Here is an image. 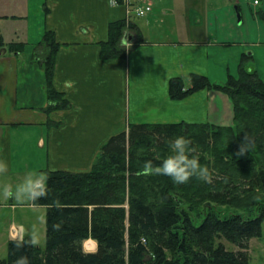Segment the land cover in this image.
<instances>
[{
	"label": "trees",
	"instance_id": "obj_1",
	"mask_svg": "<svg viewBox=\"0 0 264 264\" xmlns=\"http://www.w3.org/2000/svg\"><path fill=\"white\" fill-rule=\"evenodd\" d=\"M260 16L264 21V12ZM139 19L111 22L102 59L126 58L144 42ZM127 27L136 33L130 45ZM61 47L56 34L46 31L32 58L46 74L49 113L72 107L54 86ZM23 48L9 45L15 52ZM251 59L244 53L238 76L223 84L201 74L190 76L189 88L181 77L169 82L172 100L202 90L227 95L232 125L133 123L102 146L90 171L47 170L46 195L32 201L47 209L46 247L31 236L11 239L0 264H17L22 257L28 264H249L250 242L262 236L264 223V79L250 67ZM179 136L192 141L200 164L213 175L211 183L193 178L178 185L167 176L138 174L146 161L159 164L173 154L169 144ZM242 142L246 154L237 156ZM236 207L241 210L228 213ZM89 239L98 245L95 252L84 249ZM225 241L238 250H228Z\"/></svg>",
	"mask_w": 264,
	"mask_h": 264
},
{
	"label": "crops",
	"instance_id": "obj_2",
	"mask_svg": "<svg viewBox=\"0 0 264 264\" xmlns=\"http://www.w3.org/2000/svg\"><path fill=\"white\" fill-rule=\"evenodd\" d=\"M255 1L250 8L261 4ZM149 3L152 12L136 20L144 42L126 58L102 59L110 24L124 18L123 7L110 0H0V42L5 44L0 46V161L7 165V171L0 173V209L23 207L2 204L7 197L4 187L12 188L17 177L38 178L47 170L90 171L102 146L113 135L128 132L133 122L233 124V104L224 93L202 90L172 100L169 82L181 77L189 88L192 74L205 75L214 83L238 76L242 55L255 43L242 41L240 23L249 20L243 2ZM255 20L264 33L262 22ZM46 31L54 32L62 45L56 55L54 86L72 104L50 113L44 68L32 62ZM261 33L257 27L247 37H264ZM261 42L251 48L262 60ZM12 43H23L24 48L12 51ZM250 55L257 58L256 52ZM254 68L264 79L257 64ZM30 203L31 209L42 207ZM16 229L13 225L9 241L23 238L20 229V235L14 233ZM97 247L92 239L84 243L87 252Z\"/></svg>",
	"mask_w": 264,
	"mask_h": 264
},
{
	"label": "rangeland",
	"instance_id": "obj_3",
	"mask_svg": "<svg viewBox=\"0 0 264 264\" xmlns=\"http://www.w3.org/2000/svg\"><path fill=\"white\" fill-rule=\"evenodd\" d=\"M144 1L152 2L154 4L156 0H144ZM241 1L243 2V5L245 6L244 7L245 16H247V18H249V20H247V22L246 21L243 22V19H242V22L240 23V25H241L240 33L244 35V37L242 38V41L243 42L247 41L250 43L255 42L253 45L252 44L250 45L251 47L259 46L258 45L259 42L260 43H262L261 41L264 42V40H262V39H264V37L257 34L256 36L253 37L254 40H252L250 37L249 38L247 37L248 36L247 32H251V29L254 30L255 28L258 27V32L261 33L260 24H258V25L255 24L256 23L255 18L257 19L258 22L260 20V22H262V24L264 25V21L260 16V11L264 12V0H259V1H261V4L256 6L255 9L253 7L250 8V5L252 4L253 0H241ZM156 10H158L157 6H155L154 11H156ZM124 12H125V8H124ZM242 13H243V11H241V14ZM240 16L243 17V15H240ZM164 25H166L168 27V24H164ZM243 29H244V31H243ZM165 30L166 29H162L161 32H164ZM128 31H127L126 36H125V38H126L125 41L127 43H129L128 40L130 39L131 34L136 35V33H133L132 30H130V32H128ZM146 35H147V38L150 37L149 32ZM159 35H160V33H156L157 38L159 37ZM261 35H264V33H261ZM245 37H247V39H249V40H247V39L244 40ZM259 37H261L260 38L261 40L259 39ZM129 45H130V43H129ZM261 46H264V43ZM251 47L246 50V53L250 54V53L256 52L257 58L255 60L252 58L250 60L249 65L251 66V68L252 67L254 68L255 64H257L259 70H262L264 72V54L262 55L263 57L261 60V54L259 55L257 53L258 50H254L255 48L252 49ZM225 82L226 81H224V80H219L217 82V84H223ZM212 83H214V82H212ZM153 115H157V114H153ZM29 177L34 178V175L26 174L25 176L17 177V183L15 185H12V188H11L14 194H15L17 186L23 184L25 182V180L28 179ZM42 177H45V174ZM11 203H16L17 205H23V207L17 208L16 210L0 209V259H4L7 257L8 241H9L10 237L13 235V231H12L13 225H15L16 228L20 229V231L22 233L21 237L31 236L34 239L35 243L44 250L46 247V213H47L46 208L45 207H39L38 209H31V208H29V205H31L29 200L18 199V198H16L15 195H13L11 197L7 196L5 199H3V202H2V204H4V205L8 204V207H10ZM226 209H228V208H226V207L220 208V210H222L224 212L227 211ZM229 210L230 211H228V213L233 212V211H240L241 208L236 207V208H232ZM18 229L14 230V233L16 235L17 234L20 235L19 234L20 232ZM225 245H226L227 249L230 251H237L238 250L235 245H233L232 243H230L228 241H225ZM249 255H250L249 264H264V223H263L262 236L260 238H254L250 242Z\"/></svg>",
	"mask_w": 264,
	"mask_h": 264
},
{
	"label": "clouds",
	"instance_id": "obj_4",
	"mask_svg": "<svg viewBox=\"0 0 264 264\" xmlns=\"http://www.w3.org/2000/svg\"><path fill=\"white\" fill-rule=\"evenodd\" d=\"M115 0H110V4L114 5ZM172 150L171 155L163 159L159 164H153L152 161H146L139 175H162L171 178L175 184H186L191 179L211 183L213 175L207 166L201 165L199 158L194 154L195 149L192 147V141L183 136L176 137L169 144ZM246 154V147L242 142L239 146L236 155L242 156ZM7 171L5 162L0 161V173ZM46 177L32 178L29 177L21 185H18L13 193L10 186L4 187L5 196L15 195L18 199H27L35 201L46 195L45 188ZM35 243V241H33ZM17 264H28L27 258L22 257L17 261Z\"/></svg>",
	"mask_w": 264,
	"mask_h": 264
},
{
	"label": "built area",
	"instance_id": "obj_5",
	"mask_svg": "<svg viewBox=\"0 0 264 264\" xmlns=\"http://www.w3.org/2000/svg\"><path fill=\"white\" fill-rule=\"evenodd\" d=\"M254 3L258 4V1ZM114 5L125 8L124 17L128 24L135 19L145 17L152 11V4L142 0H115Z\"/></svg>",
	"mask_w": 264,
	"mask_h": 264
},
{
	"label": "water",
	"instance_id": "obj_6",
	"mask_svg": "<svg viewBox=\"0 0 264 264\" xmlns=\"http://www.w3.org/2000/svg\"><path fill=\"white\" fill-rule=\"evenodd\" d=\"M251 54V53H250Z\"/></svg>",
	"mask_w": 264,
	"mask_h": 264
}]
</instances>
